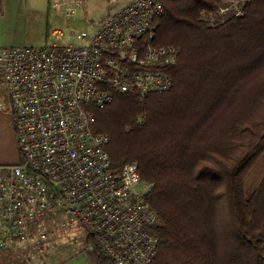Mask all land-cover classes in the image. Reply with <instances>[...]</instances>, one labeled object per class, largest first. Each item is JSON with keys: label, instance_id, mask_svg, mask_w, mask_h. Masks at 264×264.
I'll return each instance as SVG.
<instances>
[{"label": "trees", "instance_id": "16d2710c", "mask_svg": "<svg viewBox=\"0 0 264 264\" xmlns=\"http://www.w3.org/2000/svg\"><path fill=\"white\" fill-rule=\"evenodd\" d=\"M233 1L166 3L151 43L182 48L173 88L144 103L116 93L111 105L92 106L113 167L138 162L154 184L155 264H264V179L245 185L264 154V0L243 17L220 14ZM87 241L97 264H114L94 236Z\"/></svg>", "mask_w": 264, "mask_h": 264}, {"label": "built area", "instance_id": "2783aa9c", "mask_svg": "<svg viewBox=\"0 0 264 264\" xmlns=\"http://www.w3.org/2000/svg\"><path fill=\"white\" fill-rule=\"evenodd\" d=\"M170 1L131 0L85 30L55 29L48 46L0 47L21 154L18 164L0 165L1 249L47 243L52 226L78 228L114 264H155L159 215L147 201L154 184L138 162L113 167L109 135L92 129V106L111 105L116 93L144 103L173 88L182 48L151 43ZM252 1L220 14L243 17Z\"/></svg>", "mask_w": 264, "mask_h": 264}, {"label": "rangeland", "instance_id": "374dc122", "mask_svg": "<svg viewBox=\"0 0 264 264\" xmlns=\"http://www.w3.org/2000/svg\"><path fill=\"white\" fill-rule=\"evenodd\" d=\"M44 1L39 14L27 13L22 22L5 24L0 31V47L51 45L53 30L61 29L66 36L72 31L85 30L91 22L102 21L112 10L131 0ZM25 4L24 1L22 5ZM39 6L41 7V2ZM140 119L144 120L145 117L141 116ZM263 179L264 154L249 171L245 185L255 189ZM50 231L53 238L39 246L15 244L8 249L0 248V264H97L98 252L91 249L84 230H58L52 226Z\"/></svg>", "mask_w": 264, "mask_h": 264}, {"label": "crops", "instance_id": "0c3cea01", "mask_svg": "<svg viewBox=\"0 0 264 264\" xmlns=\"http://www.w3.org/2000/svg\"><path fill=\"white\" fill-rule=\"evenodd\" d=\"M24 1L26 4L23 6ZM40 2L41 7L39 6ZM42 4H45L44 0H0V31L4 29L7 22L13 24L22 22L27 13L28 15L39 14ZM20 161L21 154L10 96L6 85L0 84V165H14Z\"/></svg>", "mask_w": 264, "mask_h": 264}]
</instances>
